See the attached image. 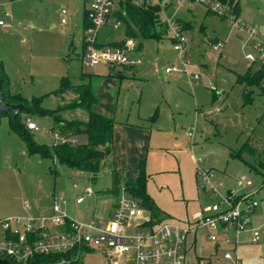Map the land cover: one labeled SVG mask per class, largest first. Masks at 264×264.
Segmentation results:
<instances>
[{
    "label": "rangeland",
    "instance_id": "1",
    "mask_svg": "<svg viewBox=\"0 0 264 264\" xmlns=\"http://www.w3.org/2000/svg\"><path fill=\"white\" fill-rule=\"evenodd\" d=\"M146 1L152 5L168 4L167 13L190 24L191 28L184 32L187 39L184 56L190 59L191 77L198 75L197 84L180 72L165 76L166 68L179 67L178 52L173 49L169 30L161 40H141L142 51L138 55L141 64L127 73L121 84L117 79L113 83L106 74L95 76L93 73H109L121 67L82 66L85 53L81 46L82 12L84 8L88 10L91 0H0L3 24L0 62L6 59L4 70L9 80L6 89L29 103L40 98L41 107L53 113L77 98L73 90L62 96L55 95L61 79L68 78L76 85L82 83V74L92 75L90 86L97 101L92 111L104 117L108 115L106 118L112 119L114 125L125 123L141 128L134 129L139 132L152 133L149 152L142 159L147 176L146 192L153 203L150 210L142 206L146 215L155 212L159 218L157 223H184L193 213L221 202L228 194L253 195L259 203L256 214L260 215L259 219L254 216L255 220L264 222L261 213H264V183L259 171L260 162L264 164V78L259 87L247 88L238 81L261 68L259 63L251 64L246 57L248 54L258 57L253 50L255 44L264 47L261 31L264 0H239L240 14L236 22L209 12L192 0L185 1L182 7L177 2L183 0ZM9 12L15 15L13 21L7 17ZM106 21L98 28L96 41L111 45L123 37L124 27L115 16ZM218 43L222 48L214 51L213 46ZM244 92L250 97L248 103L244 101ZM59 117L55 120L53 116L38 117L21 112L24 123L29 118L38 128L30 131L32 138L46 146L56 142L53 128L83 123L88 114L83 109L64 108ZM137 135L141 137V133ZM73 138L75 146L88 143L84 133ZM139 143L140 138H133L128 141V148L136 152ZM238 152H242L240 157L233 156ZM124 164L132 162L124 161ZM113 169L111 160H105L99 172L92 175L56 160L28 155L25 144L10 131L9 118H0V219L22 217L37 223L46 218L41 211H49L54 199L64 201L62 212L70 219L85 222L101 219L95 207L97 200L102 196L113 199L114 195L105 192L126 181L117 174L112 175ZM200 170L209 172V184L203 180ZM241 177L252 185L244 186ZM78 197L84 198L80 205L75 202ZM202 238L195 251L201 264H208L210 244ZM238 249L241 260L243 249L241 246ZM81 254L82 264H106L99 250ZM192 259V253H188L186 264H192ZM210 264L223 262L211 258ZM248 264H264V253L258 262Z\"/></svg>",
    "mask_w": 264,
    "mask_h": 264
},
{
    "label": "built area",
    "instance_id": "2",
    "mask_svg": "<svg viewBox=\"0 0 264 264\" xmlns=\"http://www.w3.org/2000/svg\"><path fill=\"white\" fill-rule=\"evenodd\" d=\"M120 1L122 0H91L86 13L92 29L83 37V67L110 65L132 68L141 64L139 57L134 55L136 44L133 39H123V43L118 46H99L96 41L98 28L116 10ZM183 1L177 3L179 7ZM192 1L204 5L213 13L237 21L218 0ZM134 2L141 3L140 0ZM163 7L164 5L161 9ZM163 23L171 33L173 49L178 52L181 65H172L164 73L168 75L183 72L190 75V59L184 56L187 39L183 28L174 14L166 16ZM220 48L221 43L213 46L214 51ZM253 50L258 57L248 54L246 59L251 64L257 62L264 66V47L257 43ZM192 78L195 81L199 79L196 74ZM25 125L30 131L38 129L29 118L25 119ZM188 137H191L190 133ZM53 138L55 143L68 141L56 132H53ZM199 173L205 183L209 184V172L200 170ZM240 182L246 187L252 185L245 177H241ZM209 190L216 193L212 186H209ZM83 200V197H79L76 203L81 204ZM62 204L64 201L54 199L52 218H42L37 223L22 217L0 219V258L9 263L29 264L36 256L66 254L73 249L80 253L82 248H86L103 253L107 264H184L190 238L204 237L216 248H229L223 251L216 249L220 251L224 262L240 264L237 258L240 235L249 229L252 216L259 205L253 195L237 197L235 194H228L222 197L221 202L193 213L184 223H157L147 217L139 200L131 197L124 188H121L107 220L80 222L70 219L62 212ZM258 237V230L253 229L252 242L255 243ZM70 263V260L61 258L42 264Z\"/></svg>",
    "mask_w": 264,
    "mask_h": 264
},
{
    "label": "trees",
    "instance_id": "3",
    "mask_svg": "<svg viewBox=\"0 0 264 264\" xmlns=\"http://www.w3.org/2000/svg\"><path fill=\"white\" fill-rule=\"evenodd\" d=\"M218 1L223 6L228 8V11L232 15V17L237 19L240 12V6L237 0ZM118 4V9L115 10L110 16H115L117 18V21H119L123 25V39L130 38L140 40H161L163 38L164 33H166L167 29L163 22L162 23L164 24V26L161 24V20L159 18L161 11L160 5H152L145 0L140 4H136L133 0H122ZM222 17L227 18V16L225 15H223ZM83 21L87 24V26H85L87 32L92 28V24L87 19L86 11H83ZM123 39L117 43L111 44V46L121 45L123 43ZM91 77L92 75L89 76L88 74H82L80 77V81L82 83L76 85H72L68 78L61 79L60 87L55 92V95L62 96L68 91L73 90L76 93L75 95H77V98L65 107L59 108L57 112L52 113L48 110H44L41 107L40 98L33 99L32 102L29 103L20 95H12L9 92V89H6V84L7 82H9V80L2 63L0 62L1 91L4 94L6 103L12 105H22L24 107L22 111H25L28 114H35L38 117L53 116L55 120H59V113L64 108H79L87 111L88 114L87 121L83 123H68L65 128L64 125H60L61 128L58 129L53 128L51 130L52 132H56L59 136L66 138L68 141L65 143H54L50 147L38 144L32 138V136L30 135V130L27 129L25 123L21 120L22 111H20V113L16 116H13V114L6 115L5 117L9 118L10 131L17 135L25 144L26 152L28 155H37L43 160H56L58 163L64 164L69 168L76 169L78 171H85L91 173L92 175H96L99 172L101 165L106 159L111 156L114 121L92 111V107L96 105L97 101L91 90ZM263 78L264 66H261V68L254 73L249 72L244 78L239 79L238 81L245 83L247 88L259 87ZM244 101L245 103H248L250 101V97L246 92H244ZM81 133H84L88 136V143L85 146L78 147L75 146L77 143L73 137ZM241 154L242 152H238L236 154H233V156L240 157ZM260 163L261 167H259V171L261 170L260 172L262 174L264 183V164L263 162ZM144 167L145 162L143 160L139 164V176L137 177L135 182L126 184L123 188L131 197L139 200L143 207L145 206V208H149L150 210L152 209L153 203L146 192L147 176L144 173ZM92 179L95 178L92 176ZM151 214L156 215L155 212H152ZM88 251L90 250L82 248L80 250V253H78L77 249H73L66 254L36 256L30 261L29 264H42L52 261L54 262L61 258L70 260V264H82L81 253ZM217 252L218 250H215L214 253ZM10 264L14 263L10 262Z\"/></svg>",
    "mask_w": 264,
    "mask_h": 264
},
{
    "label": "crops",
    "instance_id": "4",
    "mask_svg": "<svg viewBox=\"0 0 264 264\" xmlns=\"http://www.w3.org/2000/svg\"><path fill=\"white\" fill-rule=\"evenodd\" d=\"M10 1L13 2L14 0L13 1L10 0ZM20 1H22V0H20ZM133 1H135V0H133ZM140 1L142 2L144 0H140ZM185 1H187V0H184L182 5H184ZM237 1H238V4H239V0H237ZM157 4L161 5L160 2L157 3ZM182 5H181V7H182ZM117 6L119 7V4ZM167 8H169V5L165 4L163 9H161V11H160L159 18H160L161 24L163 26H164V24L162 22H163L164 18L166 16L173 15V14L167 13L168 12ZM86 9L87 8H84L83 11H86ZM164 12H165V14H164ZM162 14H164V15L162 16ZM239 14H240V12H239ZM8 16H9V19H11L12 21L15 18L14 17L15 15L12 16L11 12H9V15L7 14V17ZM175 17H176V15H175ZM238 17H239V15H238ZM238 17H237V20H238ZM108 18H107V20H108ZM177 20H178L179 24L181 25V27L183 28L184 32L186 31V29L188 27L191 28L189 23L184 24L178 18H177ZM1 26H3V24H0V27ZM82 26H83V29H84L83 33H82V40H81V46H82V50H83V37H84V35L86 33L85 26H87V24L83 21V12H82ZM88 28H90V27H88ZM7 29L9 30V28H7ZM0 31H3V30L0 29ZM97 32H98V30H97ZM263 32H264V29H263ZM98 34H99V32H98ZM123 34H124V31H123ZM122 39H123V37H121L120 40H118L116 42H113L111 44L117 43V42L121 41ZM133 40H134V42L137 41L136 51H135L134 55L139 57V59L141 60L140 56H138L139 53L142 51L141 40L140 39H133ZM170 40H172V39H170ZM97 43L99 45H103L101 42H97ZM177 59H178V62H179V67H181L179 57H177ZM1 62H2V65L4 66V69H6L5 68L6 59H3ZM99 67H100V65L96 66L94 68H99ZM133 68H135V67H132V68L121 67L120 68L121 70L111 69V70H109V73L107 71L106 73L96 72V73H93V74L95 76H98V75L100 76V74H106V77L111 79L113 83H116V81L114 79H117L119 81V83L121 84L122 80L126 79L127 73L132 72ZM139 72L141 73V71H139ZM180 73H183V72H180ZM183 74L186 76L185 73H183ZM165 76H166V74H165ZM186 77L190 81H192V83L197 84L198 81H195L191 77V75H187ZM164 80H165V78L162 79V81H164ZM97 111H98V109H97ZM105 116L107 117L108 115H105ZM134 129H141V128L135 127V126H128V124H125V123H117V124H115L113 126L112 152H111V156L108 159H106V161L111 160L112 168H113V166L115 167V169L111 170L112 171V175L117 174V175H119V178H121V180H122V178H124V180H126V181H124V182L121 181V183H119V184H121L120 187L112 188V189H109V190H107L105 192V193H107V195L108 194H111L112 196L114 195L113 199H107V198H105L106 196H102V197H100L97 200V204H96L95 207H96L98 216L101 217L102 220H107V219L110 218L111 212H112L113 207H114L115 202H116V198L118 197V194H119V192L121 190V189L119 190V188H121V187L123 188L126 184H131V183L135 182V180L139 176V164H140L141 161H143L142 159L146 156V153L148 154V152H149V147H150L151 140H152L151 131L150 132L149 131L148 132L147 131L146 132H139V131L134 130ZM138 133H141V137L139 135H137ZM133 138H140L139 147H138L136 152L132 149V147L128 148V141L132 140ZM124 161H130V162H132V164L131 165H125ZM144 162H145V160H144ZM128 169H129V171H125V170H128ZM115 189H117L116 194H114ZM78 205H80V204H78ZM258 208H259V205H258ZM258 208L255 211L254 215L252 216V222H251V225H250L249 229L246 232H244L243 234L240 235V243H239V245L237 247V258L239 256V249L238 248H240V246H241L243 250L241 251V256L240 257H241V260L244 262V263L242 262V264L253 263L255 261L258 262L260 254L264 253V222H260V221H256L255 220V217L257 219H259V217H260V215L256 214V212H258ZM41 212L43 213V216H46V218H48V219L52 218V216H53L52 207H51V209H49V211H43L42 210ZM261 213H262V215H264L263 212H261ZM147 217L149 219H151L152 221L154 220V222H156V220H159L157 214L153 215V214L150 213L149 215L147 214ZM6 218H9V217H6ZM253 218H254V220H253ZM80 222H85V221H80ZM87 222H89V221H87ZM253 229L258 230V232H259V237H258V239H257V241L255 243L252 242V230ZM202 239H205V238H202ZM199 241H200V238H196V239L195 238L194 239L190 238V240L188 242L186 255H185V264H186V256H187L188 253H192V256H193L192 264H201L202 263L201 258L197 256L196 251H195V250H197V247L199 245ZM209 246H210V253L208 255L209 258H207L208 264L211 263V258L216 259L217 262L219 260H221V262H223V264H226V262L223 261V258L221 256L220 251H218L217 253H214L215 250H216L215 249L216 247L212 246L211 244ZM218 249L223 251V250H226V249H229V248L224 246V247H221V248H218ZM218 255H219V258H217ZM241 260L238 259L239 263H240ZM105 261H106V259H105ZM106 264H107V262H106Z\"/></svg>",
    "mask_w": 264,
    "mask_h": 264
},
{
    "label": "water",
    "instance_id": "5",
    "mask_svg": "<svg viewBox=\"0 0 264 264\" xmlns=\"http://www.w3.org/2000/svg\"><path fill=\"white\" fill-rule=\"evenodd\" d=\"M261 31L263 32V28H261ZM22 105H12L5 102L4 94L1 91V80H0V118L2 116H6L8 114H13V116H16L20 113V111L23 110ZM0 264H10L7 260L0 258Z\"/></svg>",
    "mask_w": 264,
    "mask_h": 264
}]
</instances>
